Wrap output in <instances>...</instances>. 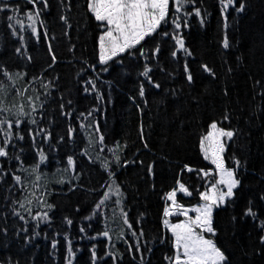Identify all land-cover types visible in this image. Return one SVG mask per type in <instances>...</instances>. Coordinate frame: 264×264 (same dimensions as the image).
Here are the masks:
<instances>
[{
  "label": "trees",
  "instance_id": "16d2710c",
  "mask_svg": "<svg viewBox=\"0 0 264 264\" xmlns=\"http://www.w3.org/2000/svg\"><path fill=\"white\" fill-rule=\"evenodd\" d=\"M9 2L10 5L19 6L21 19H25V11H35L27 0ZM48 2L47 9L37 3V8L41 9L40 20L44 23V27L37 24L39 38L26 28L22 33L23 46L19 36H13L12 30L7 27V16L11 13L0 12V64L6 65L11 72L27 73L26 79L19 80L16 85L22 91L27 87V95L43 94L41 84L53 81V96L49 97L45 114L43 117L40 112L36 114V119L41 120L39 127L48 128L52 133L51 139L43 141L42 137L37 136L34 145L32 137L28 135L29 126L25 124L21 127L24 139L14 140L13 143L16 153L22 150L21 159L26 167L38 160L37 150L40 148L49 157L40 171L48 174L50 194L47 199L56 208L50 213L51 223L42 222L38 228L27 213V225L13 216L8 207L11 199L5 197L20 198L22 195L21 186L15 185L11 179L18 162L0 158V226L6 225L8 229L7 235L0 233V260L11 258L13 264H65L67 234L73 250L78 249L73 264H92L90 250L93 244L96 245L97 264H114L112 257L106 255L108 251L117 254L115 264H141V256L144 257V264H167L164 257L172 255L171 246L170 243L161 244L159 240L161 235L170 236L164 232L161 224L162 197L175 185L176 179H180L194 194L191 198L179 196V200L189 204L199 201V191L204 190L203 181L196 172H187L184 165L195 169L210 167L199 151V137L206 132L208 124L216 120L220 126L235 128L239 132L227 147L228 165L232 166L230 157L233 154L242 163L246 162V166L239 170L242 184L236 192L235 203L214 213L219 231L217 243L226 251L231 264H264V255L258 254L261 247L258 237L261 233L251 217L244 218L245 209L251 201L253 210L264 219V201L260 199L264 194V0H245L246 8L239 13L236 7L240 0H236L235 6L227 10L226 22L219 0H195V6L202 9L205 23L201 25L200 18L193 15L189 17L190 27L181 29L185 46L193 55L185 56L178 51L177 58L173 59L170 53L175 50V42L170 37L163 38L159 61H152L154 70L151 73L153 80L162 85L159 89L138 75L142 71V59L139 63L126 60L128 67L123 71L114 68L109 73L100 72L98 64L96 71L88 68L82 61L97 62L100 29L98 22L87 11L86 0ZM187 10L191 11L192 6H188ZM171 11H174L172 0ZM60 15L69 18L71 27L60 21ZM163 30L171 32L170 18ZM65 31L69 35L65 36ZM45 32L47 40L44 38ZM225 37L229 43L227 48L223 44ZM160 40L161 37L157 35L155 40H148L145 47H154L155 42ZM49 44L57 54V63L51 68L48 67L51 63ZM73 45V51L69 52L68 48ZM17 47H22V50L26 48L27 55H18L15 52ZM28 56L32 57L31 61ZM186 62L194 76L192 84L187 83L183 72ZM205 64L215 76L203 71L201 65ZM81 68L84 72H80ZM33 76L43 79L33 81ZM81 77L83 80L96 79L104 99L98 102L94 92L85 93L83 89L91 86L83 83ZM0 79L3 77L0 76ZM142 83L145 88L143 98L139 96ZM33 88L37 92H33ZM173 89L175 95L170 91ZM68 100L72 101L73 115L64 117L60 115L59 103L67 104ZM9 101L23 103L25 109L28 108L26 97L15 98L14 92ZM93 108L98 110L86 123L94 120L99 124L105 144L114 146L117 141L121 145L127 144L121 156L130 163L116 169V180L125 193L124 210L132 224L130 230L121 222L111 219V205L105 209L107 218L93 216L90 220L84 219L91 215L94 203L103 195V190L90 192L89 189L99 188L106 179L99 162L92 164L87 156L81 154L87 143V135L94 133L91 128L81 129L79 113ZM225 111L230 114V120H223ZM49 120L54 122L49 124ZM69 126L74 129L71 141L66 137ZM141 126L144 141L140 139ZM30 127L36 128L35 125ZM62 136L65 137L63 141L60 139ZM145 141L147 148L144 147ZM96 150H99V145ZM9 151L11 153L12 149ZM89 151L95 155L94 151ZM68 155H73L75 171L82 173L81 180L55 183L61 175H65L62 171L57 173V169L66 167ZM101 156L111 159V153L106 150ZM149 164L154 166L152 176L147 174ZM16 174L25 176L18 171ZM72 185L76 187L72 188ZM28 187L31 188L30 183ZM38 210L36 206L33 207L34 213ZM66 216L73 220L71 226L64 222ZM233 216L237 217L235 222ZM105 224L112 233L111 243L114 247L109 246L107 238L90 239L103 231ZM25 227L29 229L28 236H32L33 228L39 232L30 243L25 242V233L19 231ZM81 227L85 228V232H80ZM122 230L127 243L116 239ZM141 230L144 232L142 237L139 236ZM132 232L137 235L133 236ZM53 239L57 241L55 251L52 249ZM137 242L141 252L135 251ZM129 247H132V252L127 251Z\"/></svg>",
  "mask_w": 264,
  "mask_h": 264
},
{
  "label": "snow or ice",
  "instance_id": "6c2138e0",
  "mask_svg": "<svg viewBox=\"0 0 264 264\" xmlns=\"http://www.w3.org/2000/svg\"><path fill=\"white\" fill-rule=\"evenodd\" d=\"M32 5L33 10H27L23 13L25 19H21L19 13L20 8L17 5L11 4L9 0H0V12H9L7 16L8 25L11 29L13 36H19L21 45L24 44L23 32L25 29H30L31 34L39 38L37 30V24L44 27L43 21L40 20L41 9L37 8V3H41L44 9L49 7L48 0H27ZM87 11L98 22L99 36H98V60L96 63H89L87 59L82 61L88 68L96 71L97 64L100 72L109 73L112 69H119L123 71L128 67L125 61H135L139 63L141 59L144 61L142 65V71H139L138 75L145 78L148 84L152 85L156 89L161 88V84L155 82L151 73L154 70L152 61H159V53L163 49V38L170 37L175 42V50L171 51L170 55L173 59L177 58L178 51H182L185 56H192L193 53L185 46V40L181 35L182 28L190 27L189 17L195 15L200 18V24L205 23L204 16L202 15V9L195 6V0H172V8L174 11L170 12V0H86ZM221 14L225 16V22L227 21V10L229 7L235 6L236 0H219ZM192 6V10L188 11V6ZM246 8L245 0H240L239 6L236 7V11L243 12ZM169 18L171 22V32L167 30L161 31V29L169 24ZM60 21L64 25L71 27L69 24V18L66 15H60ZM17 29L19 31H17ZM65 36L69 35L67 31L63 33ZM159 35L160 41L155 42L154 47L146 48L148 40H155V37ZM45 40L48 39L47 32L44 33ZM55 39V37H53ZM224 47H229L227 37L223 41ZM74 45L68 48L69 52H72ZM15 52L20 56L27 55V49L17 47ZM48 53L51 57V63L48 65L51 68L57 63V54L55 53L51 44L48 46ZM29 61L32 60L31 56L27 57ZM203 71L207 72L211 76H215V73L206 64L201 65ZM189 64L186 62L183 67V72L186 76V81L189 84L194 82V76L189 71ZM163 71V69H161ZM80 72H84L81 68ZM80 73H77L79 75ZM0 136L3 137L0 140V158L13 159L17 163V168L12 171L11 179L15 185L21 186V197L12 198L6 196L5 199H11V204L8 207L11 208L13 216L18 217L20 221H24L25 225L28 224L29 217L32 221L36 222L38 228L40 223H51L50 213L56 208V205L48 202L49 192V179L48 174L40 171L44 162L49 159L45 155L42 148L37 150L38 160L30 166H24L21 159V153L15 152L16 145L14 140L22 141L24 135L21 132V127L27 124L28 135L32 137L33 144L35 145V139L37 136L42 137L43 141H49L52 137V133L48 128L39 127L41 120L36 119L37 112L41 113V116L45 114L47 110V104L49 103V97L53 96L51 89L54 87L53 81L49 80L46 83H42L43 94L38 93L35 88L33 92H37L35 96L27 95L28 88L22 91L17 88V82L24 80L27 77V73L11 72L6 65L0 64ZM42 80V77L33 76L32 80ZM81 80L86 85L91 87H85L83 91L85 93L94 92L96 100L99 102L104 99V96L98 90L96 79ZM31 83V81H29ZM111 83V82H109ZM259 83V82H257ZM172 95H175V90H170ZM15 93V98L27 99V110L23 103L16 104L10 103L9 97ZM227 95V92H225ZM139 96L143 98L145 96V88L142 83L139 87ZM43 97V98H42ZM130 99H133L130 97ZM54 102V98H53ZM146 104V101H145ZM72 101L68 100L67 104L60 102L59 109L60 115L67 117L73 115L71 111ZM68 109L67 111L65 109ZM139 108V105H137ZM98 109L93 108L85 112H80L78 119H81V129L87 130L93 129V133L87 135V143L85 148L81 150L83 156H87L92 164L99 162V166L103 173L106 174L104 183L99 185V188H91L90 192H98L103 190V195L94 203L92 207L91 215L84 219L90 220L93 216L99 218L104 216L107 218L108 213L105 211L111 205V212L113 221H119L123 226H126L129 230L132 229V224L129 222L128 213L124 210L125 193L122 185L116 180V169L121 166H127L130 161L122 159L121 153L127 148V144L121 145L119 141L114 146H108L105 144V136L100 132V126L96 121L86 123L93 116V113ZM223 120H230V114L225 111ZM54 121L49 120V124ZM35 125L36 128L30 127ZM15 129V130H14ZM239 135V132L235 128H225L220 126L219 122L212 120L208 126L206 132L199 137V151L203 156V159L207 161L211 167L195 169L188 164L184 165V169L187 172H196L198 178L203 181L204 190L199 191V202L191 206H185L178 201V193H182L184 196H193V191L189 190V186L181 182L180 179H176L175 185L167 192L164 193L162 199L164 200L163 213L161 218L162 228L165 233H169L170 236L161 235L159 237L160 243H170L172 255L165 256L164 259L167 264H231L229 256L225 250H222L217 243V236L219 235L218 228L216 226L215 211L218 209L226 208L229 205L235 203L236 192L239 190L242 180L240 178V168L246 166V162L241 161L235 154L230 157L232 166H229L226 162L227 147L235 140ZM66 137L69 141L74 138V129L69 126L67 128ZM61 141L65 137H60ZM140 139L145 140L142 126L140 132ZM99 145V150H96ZM144 147L147 148L148 144L145 141ZM12 149L10 153L9 149ZM95 152L93 156L89 150ZM111 153V159L101 156L105 152ZM67 165L62 170L57 169V173L63 172L65 175H61L59 179L55 181L58 184L70 183L72 180L80 181L82 177L81 172H76V163L73 155L67 156ZM141 163H143L141 161ZM154 166L149 164L147 166V174L149 176L154 175ZM24 173L25 176L16 174V172ZM2 172V170H0ZM7 183V181H5ZM31 184V188L28 184ZM76 185H72L75 188ZM260 199L264 201V194L260 196ZM18 206V207H17ZM36 206L40 210L33 212V207ZM79 211V208H77ZM192 213V214H190ZM143 214H141L142 216ZM176 218V222L172 221V218ZM183 217V219H179ZM251 217L255 221L256 229L261 233L258 237L260 249L258 254L264 255V219H261L257 212L253 210L252 202L249 201V207L245 209L244 218ZM233 222L237 220V217H232ZM64 222L71 226L73 220L69 217H64ZM139 222V221H138ZM20 232L25 233L24 240L26 243H30L31 240L39 235V232L32 229V236H28L27 227L21 228ZM8 229L5 226H0V233L7 235ZM80 232H85V228L81 227ZM19 234V233H18ZM133 236H136V232H132ZM143 230L140 231L139 236H143ZM125 233L122 230L116 237L118 240H124ZM97 237H104L109 240V246L114 247L111 243L112 233L109 230L107 224L101 232H97L96 236L90 239H96ZM65 240L67 241V255L65 256V264H73L75 260L76 251L73 250L72 242L68 235L65 234ZM127 243L126 240H124ZM57 247V241L52 240V249L55 251ZM91 261L92 264H97L98 256L96 251V245L93 244L91 248ZM128 252H132V247L127 249ZM135 251L141 252L139 242L135 245ZM151 251V249H149ZM106 255L112 257L115 264L117 254L112 251L106 252ZM0 264H13L11 258L0 260ZM18 264V262H17ZM141 264H144V257L141 256Z\"/></svg>",
  "mask_w": 264,
  "mask_h": 264
},
{
  "label": "rangeland",
  "instance_id": "374dc122",
  "mask_svg": "<svg viewBox=\"0 0 264 264\" xmlns=\"http://www.w3.org/2000/svg\"><path fill=\"white\" fill-rule=\"evenodd\" d=\"M203 157V156H202ZM210 167H211V165L207 162V161H205ZM179 196H182V197H184V198H191V197H188V196H184L182 193H178V196H177V198H178V201L180 202V203H182V204H184L185 206H191V205H194V204H197V203H194V204H189V203H187V202H184V201H181V200H179ZM190 214H192V213H190ZM179 219H183V217H179ZM172 221L173 222H176V218L175 217H173L172 218Z\"/></svg>",
  "mask_w": 264,
  "mask_h": 264
}]
</instances>
